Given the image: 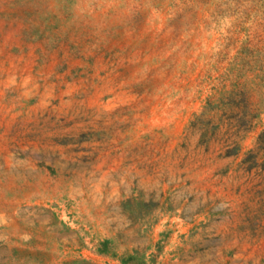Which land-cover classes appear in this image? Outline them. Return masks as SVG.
Here are the masks:
<instances>
[{
  "label": "rangeland",
  "instance_id": "1",
  "mask_svg": "<svg viewBox=\"0 0 264 264\" xmlns=\"http://www.w3.org/2000/svg\"><path fill=\"white\" fill-rule=\"evenodd\" d=\"M0 264H264V0H0Z\"/></svg>",
  "mask_w": 264,
  "mask_h": 264
}]
</instances>
